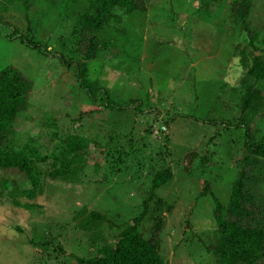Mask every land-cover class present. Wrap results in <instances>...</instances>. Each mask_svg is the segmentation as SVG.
I'll return each mask as SVG.
<instances>
[{"label": "rangeland", "instance_id": "obj_1", "mask_svg": "<svg viewBox=\"0 0 264 264\" xmlns=\"http://www.w3.org/2000/svg\"><path fill=\"white\" fill-rule=\"evenodd\" d=\"M208 1L205 12L198 10L203 0H144L143 17L128 15L117 24L121 30L103 34L96 57L85 62L86 78L102 88L92 101L80 89L74 67L61 60L63 55L82 62L70 45L72 24L58 15L62 8L36 2L26 11L0 0V71L17 68L32 83L26 114L14 126L16 135L45 144L42 153L52 145L48 137L53 132L62 139L78 133L95 140L86 150L88 165L78 182L47 178L34 200L0 189V264H76L75 257L95 253L92 233L79 226L82 216L77 213L84 206L108 218L118 216L114 226L101 225L108 241L117 240L123 221L141 212L150 193L151 171L163 165L171 167L173 178L154 191V203L158 198L164 202L161 255L169 264H213L205 246L215 239L214 200L212 194L200 193L207 182L211 193L227 203L246 155L243 128L235 126L241 117L240 80L246 72L240 50L250 49V39L231 23L232 0ZM249 18L258 34L256 53H263L264 0H254ZM13 29L42 47L48 45L49 53L8 39ZM105 96L123 108L101 106ZM254 124L256 138L263 136L264 114ZM110 136L115 146L130 140L147 161L145 166L110 173L101 155ZM194 153L187 166L186 156ZM160 154V161H152ZM245 168L255 181V200L264 202V174L256 181V170ZM6 174L14 187L29 186L22 174ZM15 199L22 206L39 207L16 206ZM151 225L147 215L141 228L146 231ZM30 239L49 241L47 249L30 244Z\"/></svg>", "mask_w": 264, "mask_h": 264}, {"label": "trees", "instance_id": "obj_2", "mask_svg": "<svg viewBox=\"0 0 264 264\" xmlns=\"http://www.w3.org/2000/svg\"><path fill=\"white\" fill-rule=\"evenodd\" d=\"M8 1L21 5V8L26 11H30L36 2L49 3L53 6L52 8H62V12L59 11L58 15L72 24L70 45L76 49L82 62L67 60L63 55H61V60L65 66L74 67L80 89L85 90L92 101L96 99L97 93L101 92L102 88H97L95 83L86 78L85 62L96 57L100 39L105 38L103 34L110 33L111 28L121 30L117 24L122 22L124 17L128 15L135 17L136 14L143 17L147 11L144 0ZM209 2L203 0L198 10L207 12L210 8ZM253 4L254 0H232L229 5L232 25L239 31L245 32L250 39V49L240 50V62L246 72L240 80L238 95L241 117L237 119L235 126L243 128L242 146L246 155L241 159L242 163L237 168L227 203L220 202L211 193L207 182H203L200 193V196L210 193L214 200L212 218L215 223V229H213L215 239L205 246L208 254L213 256V264H264V202L259 203L255 200L256 192L253 184L255 181L250 179L245 170L246 165L251 166L253 171L255 169L258 174L256 181L260 180L261 175L264 174V135L256 138L258 130L254 124V121L261 119L264 114L262 94L264 52L256 53L258 34L252 30L249 22ZM7 37L8 39H19L28 47L38 49L42 53H49L48 45L42 47L33 38L20 34L17 29L11 30ZM83 46L84 50H82ZM31 88V81L17 68L8 66L0 71V172L5 173L0 178V189H7L12 197L21 195L34 200L43 191L44 181L47 178L71 183L78 182L80 176L85 174L88 165L85 157L88 154L86 150L89 144L95 143V140L78 133H70L62 139L58 136V132H53L52 135L48 134L52 145L47 148L48 151L42 153L41 149L45 144H40L31 137H18L14 126L18 117L26 114ZM102 99H107V97ZM132 105L134 104L131 103L129 106ZM101 106L123 108L111 103L108 99L106 102L102 101ZM261 111L262 114L257 117ZM165 136L168 140V135ZM113 137L110 136L104 143L105 146L101 148H104L101 155L110 165V173L145 166L147 161L143 160L145 158L140 151L134 149L135 146L130 140L128 144L122 142L119 146H115ZM161 155L153 157L152 161H160ZM186 157L188 166L196 154H188ZM11 171L16 177L22 174L29 186L23 190L14 187L10 176L6 174ZM172 178L173 171L170 166L163 165L160 168H153L150 193L142 203L140 214L130 222L123 221L119 226L117 240L112 242L104 237L101 225L107 223L109 227L114 226L112 222L118 216L114 214L108 218L107 214L102 211L88 212L85 206L80 208L82 210L77 213V216H82L79 226L92 233L90 242L97 248L92 255L75 257L76 264H169L160 252V234L164 223L160 214V206L164 202L158 198L154 203V191ZM104 179L107 178L104 177ZM13 203L16 206H22L16 199ZM22 207L32 209L39 206L26 203ZM168 209H171L170 204ZM147 215H150L152 225L145 231L141 228V223ZM29 242L45 250L49 243L42 239H30Z\"/></svg>", "mask_w": 264, "mask_h": 264}]
</instances>
